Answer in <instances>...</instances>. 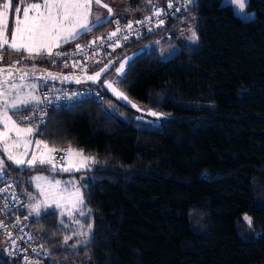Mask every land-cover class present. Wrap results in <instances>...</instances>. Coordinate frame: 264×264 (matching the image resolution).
Wrapping results in <instances>:
<instances>
[{"label":"trees","instance_id":"trees-1","mask_svg":"<svg viewBox=\"0 0 264 264\" xmlns=\"http://www.w3.org/2000/svg\"><path fill=\"white\" fill-rule=\"evenodd\" d=\"M126 1L132 10L150 9L147 0ZM158 1L161 7L168 0ZM246 8L255 12L252 18L221 0H193L165 25L82 69L115 64L124 52L170 32L165 40L172 57L155 49L143 53L119 82L132 99L173 115L168 122L136 123L134 109L124 103L110 111L113 96L100 82L81 85L100 89L103 101L52 107L46 122L34 125L35 136L51 146L78 148L100 162L87 170V213L77 218L82 228L92 226L89 234L84 229L79 236L56 209L26 221L55 264H264V0H248ZM191 15L196 42L175 30ZM14 18L11 11L9 32ZM117 18L128 20L116 16L59 48L111 30ZM9 55L0 64H13ZM13 57L17 64L71 71L41 56ZM179 100L213 102L215 108ZM35 106L12 112L17 117ZM14 169L22 171L20 188L33 173L61 174L50 165ZM0 264L21 263L5 253Z\"/></svg>","mask_w":264,"mask_h":264},{"label":"rangeland","instance_id":"rangeland-1","mask_svg":"<svg viewBox=\"0 0 264 264\" xmlns=\"http://www.w3.org/2000/svg\"><path fill=\"white\" fill-rule=\"evenodd\" d=\"M4 2L5 0H0V5H2ZM39 2H42V0H10L11 6L7 10H4V15L2 18L3 22L8 27V17L10 16L11 11H14V14L16 16L14 20H16L17 18L23 19L24 7H26L30 3H39ZM221 2L226 5H231L234 11L236 12V14H238L240 17L244 19L252 18L255 15L254 11H250L246 8V5H247L246 0H221ZM242 3L245 4L243 8L240 7V4ZM17 7L21 9L19 13L16 12ZM111 8L113 10L112 11L113 13L115 9L113 7ZM103 10L107 13V15H109L107 8L102 7L101 9L96 10L97 15L101 17L100 21H104L105 17H107V15L103 16ZM31 14L33 13H30V15ZM93 17H94V13L90 14L88 17L90 26H93L100 22V21H97L95 17L94 18ZM193 18L194 17L191 15L188 18H185L184 19L185 21L183 20L186 25L183 27V30L181 31L182 32L181 37H183L184 39H187L188 41L196 42L198 39V36L195 30ZM179 30L180 29H178L177 31ZM193 32H195L196 37H197V39L195 40L191 39ZM7 34L9 37V32H7ZM159 38H164V36L160 35L158 39ZM162 42L166 43L165 40L162 41L161 39L159 43L158 42L155 43L153 41L146 45H142L138 47L137 49H133L129 52H124L121 55L119 54L120 56L117 58V61L115 62L111 70L101 80L103 88H105L113 96V99H111L110 101H107V107L110 111L117 112L118 103H124L134 109L135 115H134L133 120L136 123H141V122L162 123V122H168L169 120L173 118V115L169 113H166L162 110L153 108L149 105H146L142 102L132 99L127 94H125L119 86V82L124 78L128 65L141 54L155 49L159 51V53L162 54L163 57L167 56L169 58L174 55L173 52H167V50H169L171 47H168L167 44H163ZM14 53L15 52L11 51L10 49L5 50V51L3 50L2 59H0V61H2L7 54H10L9 55L10 61L13 62V64H17L16 62L20 61V59L14 58L13 57ZM3 55L5 56L3 57ZM106 58L102 57L101 58L102 60L100 62L103 63V61ZM121 64L124 65V68L122 72L118 73L117 69L120 68ZM42 82L43 81L40 79H30V80L6 82V83L0 84V93H4V91L7 93V90H9V93L7 94L6 97L0 96V116H2V113L4 111V107H3L4 99L11 101L13 99H16L17 96H19L22 99H29L30 103L37 102L40 98L38 91H39V88ZM109 84H112V87L117 89L119 92L124 93V95L128 97V100L119 98L113 92L112 88L108 87ZM13 85H15V87H13ZM33 97H35L36 99H33ZM129 101H131V103H129ZM178 102L182 106H187V107L206 108L209 110H213L215 108V103L213 102L192 101V100H179ZM132 104L137 105V107H132ZM150 112H156L159 115L152 116L150 115ZM8 114L9 116L12 117L13 120H16L17 123L21 127H34L35 128L34 125L20 123L18 118L15 115H13V112L8 111ZM3 128H4L3 122L2 120H0V131H2ZM35 133L36 131L32 134L31 137H29V139H31L33 142L28 148V156L24 157L25 159H30L32 156V153L34 152L39 153V152L46 151L43 145H41L39 148L36 146L35 144L36 140L45 141L49 147H53L46 140L42 138L35 139ZM10 137L11 139L9 143H11V140L16 139L15 133H11ZM3 147H4L3 143H0V159H3L5 162V166H6L5 171H4L5 173L10 170H13L18 165H15L14 163H12L11 161L7 159V155L3 152ZM71 149L74 151L81 152L83 154V157L85 158H90V159H87L86 161V164H87L86 167H82L78 171L75 168H73L70 171H63L62 168L69 166L70 159L73 163H76L77 165L79 164V161L81 159V157H75V156L69 157L67 154L66 159L63 163H55L56 165L55 170L59 171L61 174L52 175L46 172L33 173L31 177L25 183H23L22 190L25 192L28 198L27 212H28L29 218L39 216L44 210L56 209L60 212L62 216H64L67 219V222L69 221L68 223H65V224H67L68 226H71V228L77 231L78 235L80 236L82 235V231L84 229L87 231V234H89L90 231L92 230V226L90 228L88 227L82 228L80 222L78 224L76 223V221H79V219L77 218L79 215H81L80 214L81 212H83L84 215L87 213V210L85 209V205H86L85 203V182L88 180L87 170H93L100 164V162L97 157L87 154L81 149H78V148H71ZM22 151H24L23 148L14 150V152H22ZM56 152L52 153L53 157L55 156ZM39 165L40 164H37L36 166H39ZM24 166L28 167L27 165H24ZM18 167H23V166H18ZM38 177L40 179H37ZM44 178H47V179H44ZM55 181H61V183L57 188L52 189L49 182H51V184H55ZM26 183L31 184V187H28ZM77 190L79 191V195L83 199V203L79 205H75ZM53 192L58 194L57 198H58L59 206H57L56 203H53L51 199ZM37 205H39L38 213L34 211V207ZM69 210L72 212L71 216L68 215ZM72 236L76 237L77 236L76 232H73ZM9 245H10L9 238L6 235L0 234V257H2L5 253L7 254V248L9 247Z\"/></svg>","mask_w":264,"mask_h":264},{"label":"built area","instance_id":"built-area-1","mask_svg":"<svg viewBox=\"0 0 264 264\" xmlns=\"http://www.w3.org/2000/svg\"><path fill=\"white\" fill-rule=\"evenodd\" d=\"M193 0H191L192 2ZM189 0H168L164 6L155 9L149 16L140 20H126L122 22L117 18L113 22V28L102 34L92 35L88 39L76 42L73 45L61 47L55 51L65 55L51 57L41 56L51 65L61 67L65 70H82L92 63L99 62L102 57H109L112 52L123 45L126 41L140 38L145 34L160 28L172 18L188 7ZM169 3L172 7H169ZM160 10V14H155ZM163 20V24L159 21ZM137 21H144L137 23ZM131 22L132 28L126 25ZM119 28L115 36L111 33ZM79 44L81 49H77ZM39 93L42 102L26 112L18 114L20 123L38 125L46 122L49 109L52 107L70 106L79 100L89 98L103 101L104 93L89 85H63L53 82H43ZM29 117L22 120L21 117ZM67 148L58 149L54 158L55 163H62L67 156ZM21 169L10 170L0 175V234L6 235L10 240L7 255L16 258L21 264H55L49 257L48 251L43 248L27 231L26 221L29 219L27 212L28 198L25 192L18 186Z\"/></svg>","mask_w":264,"mask_h":264},{"label":"snow or ice","instance_id":"snow-or-ice-1","mask_svg":"<svg viewBox=\"0 0 264 264\" xmlns=\"http://www.w3.org/2000/svg\"><path fill=\"white\" fill-rule=\"evenodd\" d=\"M191 2V0H189ZM248 2V0H246ZM95 3L96 5H101L102 0H42L39 3H30L23 9V19L17 18L15 21L14 28L11 33V38L8 37L7 25L3 22L4 10H7L10 5V0H5V2L0 5V50L5 46L11 51L17 53H27L26 58H35L36 56H61L65 55L64 53L55 51L59 48L62 43H67L70 40L76 39L80 34L81 30L91 31L88 17L91 13V7ZM104 8L108 9V13H112V8L107 4L102 5ZM169 7H172V4L169 3ZM244 3L240 4V7L243 8ZM21 9L16 8V12L19 13ZM30 13H33L30 15ZM160 14V10H157L155 13ZM96 20L100 21L101 17L96 16ZM145 20H150V17H146ZM144 21H137V23H143ZM164 21L160 20L159 24H163ZM126 27L128 29L132 28V23L129 22ZM120 29L117 28L115 32H112L111 35L115 36L116 32H119ZM191 39H197L195 32H193ZM77 49H81L79 44L76 45ZM0 59H2V51H0ZM16 63H19L17 61ZM124 65L121 64L120 68L117 69V72H122ZM19 71V69H17ZM104 71V69H101ZM0 73H6L7 76L12 77L13 72L9 69L0 68ZM23 73L21 79L24 78ZM49 75H51L49 73ZM100 73H96L94 76L88 77V79L98 78ZM79 82V80L77 81ZM6 83V82H5ZM15 87V85H13ZM109 88H112L113 92L121 99L128 100V97L124 93L119 92L117 89L112 87V84L108 85ZM31 95V94H29ZM0 96H7V93H0ZM33 99H36L33 97ZM30 103L29 99H22L19 96L16 99L11 101L4 99V111L0 120H2L4 128L0 131V143H3V152L7 155V159L18 166L27 165L28 167H34L37 164L40 165H51L53 170H55L56 165L54 163V158L52 153L56 152L55 147H49L45 141L36 140L35 144L39 148L43 145L46 151L39 153H32L30 159H25L24 157L28 156V148L32 144V140L29 137L37 130L34 127H21L16 120H13L11 116L8 115V108H18L21 105H27ZM131 103V101H129ZM132 107H137V105L132 104ZM152 116H158L156 112H150ZM22 120H29L30 118L25 116L21 117ZM15 133V140H11L10 134ZM23 148L22 152H14L16 149ZM67 151L69 157H81L79 164L73 163L71 159L69 160V166L62 168L63 171H70L75 168L77 171L86 167V161L90 158L83 157V154L78 151H74L71 148L64 150ZM5 162L3 159H0V175L4 174L5 171ZM37 179H40L39 177ZM47 179V178H44ZM52 189L57 188L61 181H55V184H51ZM3 191V189H0ZM58 194L53 192L51 197L53 203H56L59 206ZM83 203L82 197L79 195L77 190L75 205ZM34 211L39 212V205L34 207ZM84 215L83 212L80 213ZM68 215L71 216L72 212L69 210ZM245 220L251 224V217L245 215ZM78 224L79 221H76ZM91 225H89V228ZM71 239V237L66 236L64 238L65 243Z\"/></svg>","mask_w":264,"mask_h":264},{"label":"water","instance_id":"water-1","mask_svg":"<svg viewBox=\"0 0 264 264\" xmlns=\"http://www.w3.org/2000/svg\"><path fill=\"white\" fill-rule=\"evenodd\" d=\"M113 65V60H110L94 71H63L40 64H0V68L9 69L13 72L12 77L7 76L6 73H0V84L30 79H40L45 82H53L63 85L99 84L104 76L111 70ZM17 69H19V71H17ZM101 69H104V71H101ZM23 73H27V75H24V78L21 79ZM49 73L51 75H49ZM96 73H100L98 78L88 79V77L94 76ZM78 80L79 82H77Z\"/></svg>","mask_w":264,"mask_h":264},{"label":"crops","instance_id":"crops-1","mask_svg":"<svg viewBox=\"0 0 264 264\" xmlns=\"http://www.w3.org/2000/svg\"><path fill=\"white\" fill-rule=\"evenodd\" d=\"M103 4H107V5H109L110 6V8L111 7H113L114 9H115V13L113 12V13H111V14H109V15H107V13L103 10V16H105V15H107V17H105V19H104V21H100L99 23H97V24H100V23H103V22H105V21H108V20H110V19H112V18H114V17H116V16H120V17H122V18H124V19H129V20H136V19H141V18H144V17H146V16H148V15H150L155 9H157V7H159L160 6V3H159V1L158 0H147L146 2H145V4L146 5H148V6H150V9L149 10H144V11H135V10H132L129 6H128V3H127V1L126 0H102V4L101 5H96L95 3H93V5H92V8H91V13L90 14H93L94 13V17H95V19H96V15H97V11L96 10H98V9H101L103 6ZM97 8V9H95V8ZM95 9V10H94ZM121 12V13H120ZM98 16V15H97ZM16 17V16H15ZM93 17V18H94ZM184 20V19H183ZM181 21L180 22V24L177 26V27H175V29H180L179 31H177V32H179L181 35H182V30H183V27L186 25L185 24V20L184 21ZM15 21L16 20H14V24H13V28H14V25H15ZM195 22V21H194ZM97 24H95V25H97ZM95 25H93V26H95ZM93 26H90V27H93ZM13 28H12V30H13ZM7 30H8V32H9V17H8V27H7ZM12 30L9 32V39L11 38V33H12ZM84 31H86V30H82V31H80V34L81 33H83ZM186 31V30H185ZM160 35H158L155 39H153V40H151V41H149V42H147L146 44H148V43H150V42H155V43H159V41L162 39V41L163 40H165V39H167L168 38V36H169V34H168V32H164V33H162L161 34V36H164V38H159L158 39V37H159ZM70 41H72V40H70ZM70 41H68L67 43H69ZM166 41V40H165ZM67 43H62L60 46H62L63 44H67ZM163 44H166L165 42H162ZM146 44H144V45H146ZM168 47H170V46H168ZM6 48H7V46H5L4 48H3V50L5 51L6 50ZM8 49V48H7ZM3 50H1V51H3ZM173 47L172 48H170L169 50H167V52H173ZM25 54H27V53H25ZM168 54V53H167ZM4 93H6L5 91H4ZM9 93V90H7V94ZM38 93H39V91H38ZM40 95V94H39ZM3 97V96H2ZM40 98H39V100L37 101V102H33V103H29V104H27V105H21V106H19L18 108H21V107H24V106H30V105H39L41 102H42V99H41V96H39ZM4 107V106H3ZM18 108H15V109H13V108H8L7 110L9 111V112H12V111H15L16 109H18ZM10 114V113H9ZM8 114V115H9ZM11 115V114H10ZM37 137L35 136V139H36ZM38 139V138H37ZM56 149H58V148H56ZM55 163V162H54Z\"/></svg>","mask_w":264,"mask_h":264}]
</instances>
